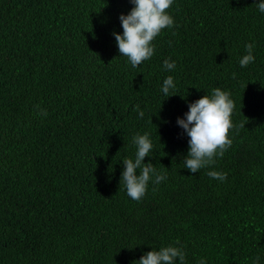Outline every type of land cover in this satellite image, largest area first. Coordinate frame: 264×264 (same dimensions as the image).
I'll use <instances>...</instances> for the list:
<instances>
[{
  "label": "trees",
  "instance_id": "1",
  "mask_svg": "<svg viewBox=\"0 0 264 264\" xmlns=\"http://www.w3.org/2000/svg\"><path fill=\"white\" fill-rule=\"evenodd\" d=\"M257 3L175 0V26L133 68L112 35L123 32L129 0H0V264H134L168 245L183 246L186 264H252L257 256L264 264ZM247 43L255 61L242 68ZM166 58L176 62L171 72ZM169 75L176 87L165 97ZM216 87L231 93L234 122L247 123L215 165L193 174L176 121ZM145 132L154 149L143 162L166 170L167 180L150 182L136 202L120 182L122 161L134 158L132 137ZM212 170L227 180L210 178Z\"/></svg>",
  "mask_w": 264,
  "mask_h": 264
},
{
  "label": "clouds",
  "instance_id": "2",
  "mask_svg": "<svg viewBox=\"0 0 264 264\" xmlns=\"http://www.w3.org/2000/svg\"><path fill=\"white\" fill-rule=\"evenodd\" d=\"M129 2L133 7L127 15L119 16L122 34L113 32L112 35L115 37L120 56L126 57L131 67L136 68L153 57L155 40L163 30L175 26V20L168 11L175 0H129ZM257 8L260 13H264V0H259ZM169 43L171 45V42ZM254 47L253 43L245 44L247 54L239 60L240 67H247L255 61ZM175 67L176 62L170 58L163 61L164 70L171 72ZM175 87L174 78L169 75L163 80L161 92L165 97H170L172 96L170 90ZM35 107L40 115L47 117V110L41 109L39 105ZM133 110L138 112L140 118L144 117L139 105ZM235 114L236 104L231 93L219 87L213 88L210 95L205 94L188 104L184 118L178 117L176 121L188 137L184 168L196 174L201 169L211 168L217 158L224 156L233 144L232 133L238 135L241 129H245L247 123L245 118L244 122L237 125L232 119ZM132 143L136 148L134 158L123 159L120 182L122 181L127 195L133 201L140 202L147 194L150 182L159 185L167 180V171L158 172L152 163L143 162L145 157L151 156L154 149L148 132L135 134ZM207 175L220 182L227 180V173L224 172L212 170L208 171ZM152 191H157V188L153 187ZM175 243L179 245V241ZM259 260L258 256L255 257L252 264H259ZM134 264H186V253L183 246L168 245L158 250L153 248L141 255ZM199 264H206V260L201 258Z\"/></svg>",
  "mask_w": 264,
  "mask_h": 264
}]
</instances>
